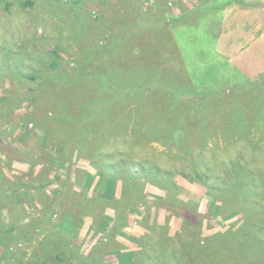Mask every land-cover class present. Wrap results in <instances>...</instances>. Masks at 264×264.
Instances as JSON below:
<instances>
[{
  "label": "rangeland",
  "instance_id": "rangeland-1",
  "mask_svg": "<svg viewBox=\"0 0 264 264\" xmlns=\"http://www.w3.org/2000/svg\"><path fill=\"white\" fill-rule=\"evenodd\" d=\"M238 1L0 0V264H86L76 253L113 264L122 244L93 225L112 204V180H122L124 200L129 177L150 193L146 184L161 189L158 178L168 175L204 215L201 236L237 231L211 264H264V75L229 66L213 45L222 9ZM188 83L226 95L206 113L204 151L194 138L168 137L182 109L168 107L169 89ZM87 169L98 176L90 193L80 187ZM194 169L209 181L240 179L241 203L236 192L215 201ZM145 192L135 251L140 241L150 254L136 263L162 261L164 252L171 262L182 220L166 209L162 222L151 218L158 191Z\"/></svg>",
  "mask_w": 264,
  "mask_h": 264
},
{
  "label": "trees",
  "instance_id": "trees-1",
  "mask_svg": "<svg viewBox=\"0 0 264 264\" xmlns=\"http://www.w3.org/2000/svg\"><path fill=\"white\" fill-rule=\"evenodd\" d=\"M236 4L243 8L261 6V4L259 3L245 5L241 2H237ZM187 86L188 88L186 87V85H183L179 88L169 89L171 94H173V98L168 101V107L172 108L176 107L177 104H180L182 109L178 120L169 130L168 137L172 138L177 144L186 143L190 138H194L198 142L199 148H202L201 150L204 151L208 147V136L210 135V131L205 124L206 113L208 110H211V107L216 103L224 105V96L226 95L224 94V92H197L194 90L191 84L188 83ZM114 90L120 92L122 88L115 86L113 87V91ZM183 150L185 152L187 151V149ZM139 167L140 168H137L136 171H146V167L144 165H140ZM151 170H153L154 172H152L157 175L164 173V171H162L159 166H155ZM194 170L197 174V177L196 179H194V181L204 185L207 189V194L210 195L215 201H221V203L223 204L226 202L225 198L229 192H236L237 195L235 199H237V203H241L240 200L242 199L241 191L243 188V184L241 185L240 179H235L232 182L227 183L223 180V178L216 177L212 181H209L210 177L207 176L206 172L197 171L196 169ZM182 176H185L187 179H189L184 174ZM158 180L162 183L161 184L159 182L160 187L165 191V194L163 196L157 197V203L158 205L163 206L169 213L181 218L183 223V233H176V238L172 239V242H175L173 245L171 242V247L169 248V251L171 253V262L166 259V256L164 255L167 253L164 252L162 254L163 260L161 261V258L160 261L155 260L154 264H182V262H179L180 259H176L179 256L182 258L181 261H183L184 264H211L207 260V258L210 259V254L213 256H218L223 249L225 250L223 242L230 238H236L237 231H223L213 233L209 236H201L199 225L201 224L204 215L197 212L195 205L181 200L178 197L179 185L169 175L165 178H158ZM141 182L142 181L140 180V178L136 176L128 178L127 184L131 190L128 194V197H126L124 200L119 198V200L113 201L111 204V206L115 208L117 213L122 212L124 208L132 207L135 206V204L142 202L141 200H139V189L143 184ZM71 221H73L72 218H70V221L67 219L64 222L62 221L65 225V229L72 228L70 223L72 224V226L73 223ZM78 222L80 223L81 219H79ZM120 225L121 223L119 221L117 223V226ZM193 234L194 238L191 237V235ZM139 245L141 246L140 249L132 253V261H134L133 264H137L136 257L138 254L142 256L146 261L149 258L150 253H148L144 248L145 244L139 241ZM64 250H66V252L69 254L74 255L75 253V250L71 247V244L68 240L65 242ZM195 252L198 254L199 260H196V258L193 256V253L196 254ZM76 255L86 264H90L86 257H82L77 253ZM159 255H161V253Z\"/></svg>",
  "mask_w": 264,
  "mask_h": 264
},
{
  "label": "crops",
  "instance_id": "crops-1",
  "mask_svg": "<svg viewBox=\"0 0 264 264\" xmlns=\"http://www.w3.org/2000/svg\"><path fill=\"white\" fill-rule=\"evenodd\" d=\"M238 2L245 5L259 3L261 6L243 8L237 4H229L222 9V29L213 42L214 54L218 59L223 60L229 66L235 67L247 76L264 73V0L256 2L239 0ZM82 174L80 187L86 193H90L97 181V173L87 169L83 170ZM111 183L110 198L113 202L120 198L122 180L115 178ZM142 185L145 186V183ZM144 186L139 189V200L141 201L145 196ZM149 186L146 184V188L150 192H145L148 199L153 197L151 195L153 190L158 191L155 194L152 193L155 196L164 195L163 190L153 189L155 187L150 188ZM160 206L158 204L152 205L149 215L151 218H157L159 222H162L168 212ZM160 212L164 214L162 218ZM145 216H147L145 206L143 202H139L135 206L124 208L119 213L113 206L106 207L97 218V221L93 219V225L95 224L94 228L98 229V235L113 231V233H116L114 236L117 244H122L121 247L114 249L113 254L110 255L113 264L130 263L132 253L137 249L136 239L146 231L144 224H142ZM89 220H85L88 224L87 228L90 227L92 222L91 218ZM119 221L121 225L117 226Z\"/></svg>",
  "mask_w": 264,
  "mask_h": 264
}]
</instances>
